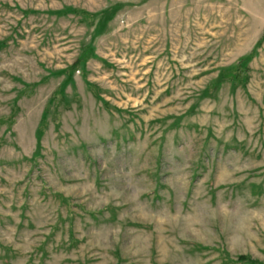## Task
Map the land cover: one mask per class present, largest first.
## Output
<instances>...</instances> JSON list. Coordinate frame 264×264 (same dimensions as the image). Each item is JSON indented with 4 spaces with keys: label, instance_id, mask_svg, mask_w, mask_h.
I'll return each instance as SVG.
<instances>
[{
    "label": "rangeland",
    "instance_id": "374dc122",
    "mask_svg": "<svg viewBox=\"0 0 264 264\" xmlns=\"http://www.w3.org/2000/svg\"><path fill=\"white\" fill-rule=\"evenodd\" d=\"M240 257L264 264V0H0V264Z\"/></svg>",
    "mask_w": 264,
    "mask_h": 264
},
{
    "label": "trees",
    "instance_id": "16d2710c",
    "mask_svg": "<svg viewBox=\"0 0 264 264\" xmlns=\"http://www.w3.org/2000/svg\"><path fill=\"white\" fill-rule=\"evenodd\" d=\"M248 57H250V55H248ZM242 65H243L242 63H239V65L234 66L232 69H230V72L228 74H226V75H228L229 77H231V79L234 82H235V80H238L239 78H241V81H245V78H242L241 77L242 71H240V69L242 68L244 70V68H243ZM220 77H223V75H221ZM95 90H96V88H95ZM244 261H246V263H249V264H254V262L251 261L250 259L243 258V257H240L235 263L236 264H240V263H242Z\"/></svg>",
    "mask_w": 264,
    "mask_h": 264
}]
</instances>
